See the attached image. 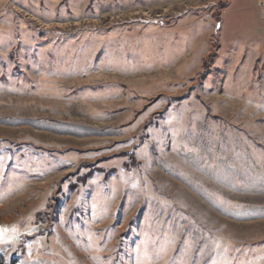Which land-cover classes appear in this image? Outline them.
Wrapping results in <instances>:
<instances>
[{"label":"rangeland","instance_id":"obj_1","mask_svg":"<svg viewBox=\"0 0 264 264\" xmlns=\"http://www.w3.org/2000/svg\"><path fill=\"white\" fill-rule=\"evenodd\" d=\"M83 163L104 172L70 189ZM44 209L54 218L35 224ZM12 259L264 264L255 0H0V264Z\"/></svg>","mask_w":264,"mask_h":264},{"label":"trees","instance_id":"obj_2","mask_svg":"<svg viewBox=\"0 0 264 264\" xmlns=\"http://www.w3.org/2000/svg\"><path fill=\"white\" fill-rule=\"evenodd\" d=\"M125 154L128 156V158L133 159V154H132V152L124 153V155H125ZM132 162L134 163L135 160H132ZM82 166H83L84 168H86L87 171L84 172V173H82L81 175H79V176L77 177L76 181H70V182H69L68 185H69L70 189H78V188H80V186L85 185L86 182H87L88 177H89L90 175H92L93 173H103V172H104V169H102V168H97V167H92V168H91L90 165H89L88 163H83ZM124 166H126V167L128 168L129 171L132 170V167H133L131 164H127V163H126V165H124ZM51 200H53V197H52ZM50 206H51V205L48 204V205L46 206V208L48 209V207H50ZM53 218H54V217H53V214H50L49 211H47L46 209H44L43 211H40V212H38V213L36 214V217H35V221H34V223H35V224H40V223L43 224V223H45V222H48V223H49V221L51 222V221H52L51 219H53ZM14 260H15V259H12V260L10 261L9 264H13Z\"/></svg>","mask_w":264,"mask_h":264},{"label":"built area","instance_id":"obj_3","mask_svg":"<svg viewBox=\"0 0 264 264\" xmlns=\"http://www.w3.org/2000/svg\"><path fill=\"white\" fill-rule=\"evenodd\" d=\"M256 6L261 14V19L264 21V0H255Z\"/></svg>","mask_w":264,"mask_h":264}]
</instances>
